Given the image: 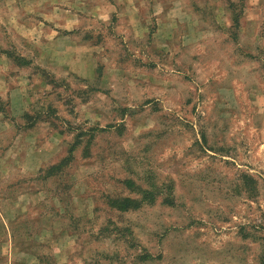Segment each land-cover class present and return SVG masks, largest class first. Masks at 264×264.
<instances>
[{"label":"rangeland","instance_id":"1","mask_svg":"<svg viewBox=\"0 0 264 264\" xmlns=\"http://www.w3.org/2000/svg\"><path fill=\"white\" fill-rule=\"evenodd\" d=\"M263 255L264 0H0V264Z\"/></svg>","mask_w":264,"mask_h":264},{"label":"trees","instance_id":"2","mask_svg":"<svg viewBox=\"0 0 264 264\" xmlns=\"http://www.w3.org/2000/svg\"><path fill=\"white\" fill-rule=\"evenodd\" d=\"M234 22L235 23L237 22V19L236 18H234ZM61 165H62V163H61ZM59 166H60V164L57 165V167H59ZM55 167L56 166H53L51 168H55ZM113 203H116L117 209L126 210V209H129V208L136 207L137 204L139 203V201H138V199L129 198V197H123L120 200L114 199ZM263 264H264V262H263Z\"/></svg>","mask_w":264,"mask_h":264}]
</instances>
